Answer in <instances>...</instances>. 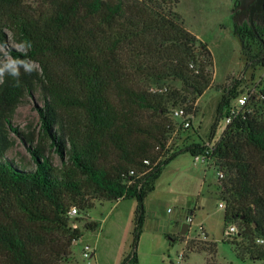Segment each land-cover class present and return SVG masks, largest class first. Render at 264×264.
<instances>
[{
	"label": "trees",
	"instance_id": "obj_1",
	"mask_svg": "<svg viewBox=\"0 0 264 264\" xmlns=\"http://www.w3.org/2000/svg\"><path fill=\"white\" fill-rule=\"evenodd\" d=\"M26 1L0 0L1 9L15 14L25 49L11 56L26 64L40 56L41 132L72 172L57 176L38 147H29L33 168L21 169L0 144V264H63L82 237L69 226L71 209L130 199L136 201L132 251L122 264H136L143 203L163 167L180 153L193 157L208 150L206 144L180 150L167 143L174 130L171 108L186 107L188 97L194 102L212 86L211 53L184 27L174 10L178 0H41L38 9ZM256 15L253 27L249 17L233 24L242 50L250 41L264 43V19ZM32 78L18 74L0 86V121L17 134L7 113L32 90ZM169 81L182 89L165 86ZM235 90L222 97L219 115ZM260 102L264 89L251 94L250 112L225 126L210 155L226 176L224 227L240 220V241L227 242L241 261L264 262V121L253 110ZM98 227L85 224L91 231ZM186 249L193 247L186 242ZM200 251L214 256L216 245Z\"/></svg>",
	"mask_w": 264,
	"mask_h": 264
},
{
	"label": "rangeland",
	"instance_id": "obj_2",
	"mask_svg": "<svg viewBox=\"0 0 264 264\" xmlns=\"http://www.w3.org/2000/svg\"><path fill=\"white\" fill-rule=\"evenodd\" d=\"M173 2L174 0H169ZM253 0H178L175 12L184 27L199 41L206 44L213 60L212 86L194 102L190 97L184 102L191 116L190 128L179 129L170 134L173 148L185 149L191 144L216 143L225 130L223 109L218 114V105L232 87L237 92L249 90L254 95L264 89V43L250 41L242 50L241 43L233 35V24L248 21V7ZM41 0H27L26 5L35 9ZM38 9V8H37ZM257 13L253 23L258 20ZM15 14L0 8V86L5 79L15 81L18 74H31L32 90L24 93L19 103L7 113V118L18 134L8 124L0 121V144H6L4 155L21 169L33 168L29 147L43 149L50 159L55 174L62 176L72 172L66 159L61 160L42 135L39 108L44 102L40 56L29 60L15 61L11 51L24 52L16 32ZM56 65H62V61ZM30 65L32 72H29ZM55 65V64H54ZM70 82V78H66ZM234 84H236L234 86ZM165 86L181 90L179 81H169ZM183 95H186L182 91ZM233 100H231L232 102ZM257 116L264 121V102L254 104ZM219 119V121H218ZM172 123L177 121L170 119ZM215 133L213 134V129ZM175 129V127H174ZM211 139V140H210ZM212 165H193L189 153H180L165 165L143 203L144 219L136 248V264H264L263 261L239 260L229 243L237 237L239 221L224 227L223 184L226 176L219 170L217 160ZM222 173V177L219 176ZM136 201H93V208L78 211L69 217V226L78 228L82 237L70 248V255L63 264H122L131 254L135 221ZM189 219L190 221H187ZM88 222H96V230L85 229ZM186 223L189 230L181 235ZM230 226L235 233L230 234ZM169 237L184 241L170 242ZM229 241V242H227ZM186 242L193 249H186ZM216 245V254L200 251L208 244ZM256 243V242H255ZM261 244V243H258ZM88 250H85V247ZM87 252L91 257L84 258Z\"/></svg>",
	"mask_w": 264,
	"mask_h": 264
},
{
	"label": "built area",
	"instance_id": "obj_3",
	"mask_svg": "<svg viewBox=\"0 0 264 264\" xmlns=\"http://www.w3.org/2000/svg\"><path fill=\"white\" fill-rule=\"evenodd\" d=\"M251 94L252 92H250L248 89L243 90V91L238 92L235 98L232 99L233 101L225 108V115H224V125L225 126L232 123L235 118L242 116L247 112H250V109L248 108V104H249ZM169 117L170 119L177 121L176 123H174V127H175L173 131L174 133L175 131L179 129L187 130L190 128L191 116L188 113V111H186L185 106H176V107L171 108L169 112ZM170 137L171 136H169L168 138L167 147L170 146V142H171ZM206 145L208 147V150H206L203 154L192 157L194 166H197L198 164H202L207 168L212 165L210 155L212 152V147L215 146V143L209 142ZM219 176L222 177V173H219ZM218 207L221 209H224L225 205L223 203H219ZM76 215H77L76 209H71V211L69 212V216L75 217ZM187 221H190V220L187 219ZM228 232L230 234L235 233V228L233 226H230L228 229ZM88 249L89 248L86 246L85 250H88ZM83 257L90 258L91 256L87 252H84Z\"/></svg>",
	"mask_w": 264,
	"mask_h": 264
},
{
	"label": "water",
	"instance_id": "obj_4",
	"mask_svg": "<svg viewBox=\"0 0 264 264\" xmlns=\"http://www.w3.org/2000/svg\"><path fill=\"white\" fill-rule=\"evenodd\" d=\"M248 8L250 24L253 27V16L255 13L259 14L260 17L264 19V0H253V2L245 8ZM189 230V225L184 223L180 229V234L185 235Z\"/></svg>",
	"mask_w": 264,
	"mask_h": 264
},
{
	"label": "flooded vegetation",
	"instance_id": "obj_5",
	"mask_svg": "<svg viewBox=\"0 0 264 264\" xmlns=\"http://www.w3.org/2000/svg\"><path fill=\"white\" fill-rule=\"evenodd\" d=\"M248 17H249V12H248Z\"/></svg>",
	"mask_w": 264,
	"mask_h": 264
}]
</instances>
